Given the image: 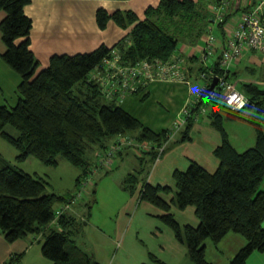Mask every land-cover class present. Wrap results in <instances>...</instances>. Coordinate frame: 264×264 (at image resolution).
Here are the masks:
<instances>
[{"label":"trees","instance_id":"16d2710c","mask_svg":"<svg viewBox=\"0 0 264 264\" xmlns=\"http://www.w3.org/2000/svg\"><path fill=\"white\" fill-rule=\"evenodd\" d=\"M31 1L0 0V11L5 13L0 20L5 50L0 56L20 77L17 104L12 108L0 105V137L17 151L15 160L20 163L34 157L45 166H57L60 157L79 169V182L91 166L87 153L92 148L103 152L112 146L110 141L115 136L133 134L138 142L153 144L138 156L140 167L145 160L154 163L168 139V128L154 131L120 104L106 99L99 85L89 81V74L112 47L119 49L123 63L133 64L142 59H167L181 42L198 43L213 18L206 3L203 1V10L201 0H160L157 6L146 9L142 20L132 11L108 13L99 8L95 18L100 29L112 19L122 29L132 25L128 34L111 47L101 45L90 52L53 55L48 65L37 71L39 62L30 49L32 20L24 12ZM196 23L198 27L193 33ZM180 31L183 33L177 37ZM218 65L210 68L215 74L223 71ZM205 67L196 71L205 72ZM231 67L225 78L229 82L239 77ZM210 83L201 92L193 113L191 108V116L178 139L190 140L194 119L208 112L211 126L221 137L213 150L217 168L209 172L191 161L186 171L174 170L176 193L170 200L161 194L171 191L167 185L146 182L139 192L142 199L163 211L159 217L176 240L186 245L195 264H212L205 257L204 241L210 238L216 245L228 232L242 235L246 244L227 264H246L254 251L264 253V191H259L264 180V86L239 82L237 89L245 94L247 103L234 110L219 98L203 96L211 93ZM147 97L142 96V100ZM235 121L255 128L252 147L239 151L231 143L224 123ZM6 126L17 134L8 133ZM139 174L140 169L126 176L125 189L136 188ZM47 185L46 178L18 170L15 163L0 154V232L5 241L11 243L41 233V253L53 264H98L74 243L67 231L68 226H77L76 217H59L61 231L47 227L54 217L56 203L70 196L46 192ZM170 201L179 209L193 206L198 225L186 224L182 229L170 210ZM17 260L18 257H12L6 264H15ZM149 260L153 264H168L153 254Z\"/></svg>","mask_w":264,"mask_h":264},{"label":"rangeland","instance_id":"374dc122","mask_svg":"<svg viewBox=\"0 0 264 264\" xmlns=\"http://www.w3.org/2000/svg\"><path fill=\"white\" fill-rule=\"evenodd\" d=\"M210 1L211 0H204L206 7L209 6V11L212 3ZM200 3L202 4V9L205 10L206 7L203 0H201ZM197 27L196 23L193 33L196 31ZM182 33L183 31L177 32V37H181ZM4 50L5 46L0 32V54ZM249 51L251 50H243V58L253 55V57L258 59V62L253 65L254 72L252 74L248 73L244 76L253 80L264 81V67L259 62L264 54L257 51ZM246 64H249V62L245 59L240 60L238 63L239 76L241 77V73H243ZM191 70L193 69L191 68ZM19 82V75L10 68L0 56V105L12 108L17 104L19 99ZM155 87H157V85L149 87L150 95H148L146 99L142 100L144 94L129 95L120 102V106L154 131H160L163 128H169L172 126L173 121L178 114L177 110L180 112L185 106L184 104L191 101L193 96L188 92L186 86L180 84L169 85L162 83V85H158V88ZM196 123L198 122L194 119L190 130V135L193 137V140L179 141L178 137L179 133L182 132V129L178 132V135L175 138L166 139V142L163 145L164 152L156 158L160 159V157H164V155L169 152L173 155L172 169H167L162 172L159 175V178H161L160 181L152 180L150 182L153 185L161 183L162 185H167L171 188L170 192L161 193L166 199H170L173 196L175 197L176 188L172 174L173 171L176 169L186 171L192 161L191 154H195V152L202 147L201 144L204 143L205 135L197 132L198 129L194 127V124ZM204 124L205 128L209 129V131L216 130L209 124V122ZM199 125L203 124L200 122ZM235 126H238L239 128H236ZM5 130L13 135L17 134L11 126H6ZM232 131H234V134L236 135L234 136L235 138L232 137ZM217 132L215 133L217 134ZM196 133L200 136L198 137ZM229 133L239 151H243L254 145L256 130L252 125L249 126L244 122L237 121L236 123L231 124ZM129 135H131V138H134L133 134ZM237 139H240L241 141H238ZM140 143L142 144L143 142ZM180 143L183 144L176 146ZM134 144L136 143L134 142ZM131 145H133V143ZM152 145L153 144L150 143V147H147V145L143 148V151L151 149ZM133 146L136 147L135 145ZM175 147L178 148L176 149ZM0 152H2L6 158H9L12 163H15L18 170H22L32 175L39 174L44 178L47 177L49 185H47L46 192L66 194L68 191H71L69 193V198L77 193L78 186L75 187L74 180L79 169L73 167L62 158L59 157L60 162L58 166H45L34 157H28L25 161L19 163L15 160V155L17 154L15 148L1 137ZM90 152L87 153L88 159L91 158ZM132 152H134L133 149L130 153L125 152L122 157L116 155L113 158L111 165L105 164L104 167H99L97 171H95V166L99 165V158L95 157L92 161L90 160L91 166L87 174L89 177L81 187L79 198H77L67 210L70 213H73L77 220L80 221V233L76 235V238L79 242H86V244L92 248L100 246V256H103L104 261L109 263L113 262V264H132L131 260L140 253L144 255L146 260H144L145 263L153 264L148 259V252H152V254L159 259H162V257L167 258L173 264H195L188 256L186 245L183 246L182 243L175 240L176 238L171 229L159 217L163 211L140 197L139 190L142 188L143 183L149 182L150 175L154 171V165L158 160H155L154 163H149L145 160L140 167L138 156L136 157ZM184 163L187 164L182 167ZM139 169L140 174L136 188L133 191L125 189L124 181L126 176ZM106 170L108 171L107 173L104 172ZM259 191H264V180ZM83 202H88V204H90V209L88 212H85V216L79 211L81 203ZM169 203L170 210L173 213L174 218L181 225L182 229L186 224L192 226L198 225L199 221L193 223V221L197 219V217L194 216L195 214H193V206L179 209L176 204L171 203V201ZM62 205L63 204H58L57 207ZM78 213L82 218L81 220H79ZM262 226L264 228V222L262 223ZM96 237H99L100 239ZM163 239L165 245L164 249L161 250L160 243ZM117 240L118 243H116ZM41 242L43 243V241ZM173 245H176V248ZM204 245H207L205 249V257L208 260L215 259L218 254L216 247L219 248L220 245H215L210 238L204 241ZM181 247H183L182 252L178 251ZM93 251L95 252V249H93ZM31 253H34V251ZM31 253L25 257H23V255H17L18 260L14 263L39 264V261H37ZM254 253L255 254L251 256L247 263L264 264V253L258 251H254ZM172 255H174V257ZM42 259L52 264V261L46 259L44 256H42Z\"/></svg>","mask_w":264,"mask_h":264},{"label":"crops","instance_id":"0c3cea01","mask_svg":"<svg viewBox=\"0 0 264 264\" xmlns=\"http://www.w3.org/2000/svg\"><path fill=\"white\" fill-rule=\"evenodd\" d=\"M159 1L160 0H32L31 3L25 7L24 12L32 20V28L30 31V49L32 50L34 56L39 62L37 71H40L42 68H45L49 63L50 57L53 55H56V54L57 55H61V54L74 55L78 53L90 52L98 48L101 45L111 47L115 45L121 38H123L124 36L128 34L132 25L127 27L126 29H122L118 27L112 19H110L107 22L104 29H100L97 25L96 18H95V13L97 9L103 8L108 13H114L116 11L123 12V11L128 10V11H132L136 15L138 20H142L145 17L146 9L149 7L157 6ZM193 1L198 2L200 0H193ZM212 4L213 2L211 3V5L209 4L210 11H211ZM245 7L246 6L244 5L243 2H241V7L235 11H233L232 8L230 7L227 11L228 13L226 14L223 22H220V23L214 22L212 18V20L207 23L206 28H205L206 30L204 31L205 33L203 34L201 40L198 43L191 44L188 41H186V42H181L178 45L176 51L173 54L184 57L189 67L193 69L192 70V72H194L193 87L196 85V82L199 81V73L196 71L199 67L213 66L215 63L219 62L222 47L224 46V43H225V39L228 33L231 32L232 29L234 28L238 17L246 9ZM211 14L213 15V13ZM4 16H5V13L0 11V20ZM209 35L213 38H216L217 40L214 43L215 52L213 53L212 56L209 57V61L206 62V61L201 60L202 59L201 56H202V51L205 48V45L207 43V39ZM249 52H254V51L251 50ZM243 56L240 57L236 63L234 62L235 65L233 63L231 67V69L233 68L239 74L238 63L240 62V60L245 59L247 62H249V64H246L244 66L243 73H241L242 77L239 76L237 79H235L234 82H237L236 88H238L239 82H255L257 84L264 86V81L253 80L247 76H244L248 73L252 74L254 72L253 65L256 62H258V59L253 57V55H250V57H244V58ZM259 62L264 67V55ZM162 83L169 84V85L178 84V83H171V82H152L143 91L144 95H150V90H149L150 86L157 85V87L155 88H158V85H162ZM177 111L179 112V110ZM208 114L209 113L206 112L202 116L200 115V117L197 118L198 123L194 124V127L198 129L197 132H199L202 135H205V137H204V143L201 144L202 147H200V149L196 151L195 154L193 153L191 154L192 155L191 160L199 163L209 172H213L218 166V161L213 155V150L217 145L220 144L221 137H220V134L216 130L209 131V129L205 128L204 123L209 122L210 124V117ZM200 122L203 125H199ZM236 122L237 121L224 123L226 131L228 133V137L231 143L235 146V148H236V145L234 144L232 140L233 138H235L234 136H236L234 134L235 130L233 129L234 131H232L233 138L230 136L229 131H230L231 124L236 123ZM235 127L239 128L238 126H235ZM215 132H217V134ZM130 136L131 135L129 134L115 136L114 138L111 139L110 144L113 145L115 142L122 141L126 139V137L129 138ZM197 136L199 137L200 135H197ZM190 137H191L190 140H193V137L191 135ZM132 138L130 137V139ZM134 141L136 144H133V145H135L136 147L130 144L124 145L119 150L120 153L118 151L115 154V156L117 155V156L122 157L125 152L130 153L132 149L135 152V153L134 152L132 153L136 155V157L139 156L140 154L142 155L143 147L141 146L140 142H138L135 138H134ZM238 141H241V140L239 139ZM183 143H180L179 145H176V146H180ZM175 148L177 149L178 147H175ZM99 149L100 148H96V147L92 148L90 152L91 161L92 159L95 158V154ZM0 154L6 160L11 162V160H9V158H6L2 154V152H0ZM11 154L13 155V153ZM156 160L158 161L154 165V168H153L154 171L150 175L149 183L152 180L160 181L161 178H159V175L167 169L171 170L172 169L171 167L173 166V155L170 152L166 153L164 157H160V159H156ZM57 161H58L57 163V166H58L60 162L59 157ZM186 164L187 163H184L182 167H184V165ZM101 167H104V166H101ZM104 172L107 173L108 171L106 170ZM79 174L80 172L77 173L76 178L79 176ZM36 175H39V174H36ZM76 178L74 180L75 187L78 186V180ZM150 184L153 185L152 183ZM157 185H162V184L159 183ZM78 190L79 188L77 189V192ZM70 192L71 191H68L67 193H70ZM167 200H170V199H167ZM58 204H63V202L56 203L55 208H58L57 207ZM89 209H90V204H88V202L86 203L83 202L81 203L79 211L80 213H83V215L85 216V212H88ZM67 210L64 212L63 215L75 217L73 213H70ZM193 214H194V210H193ZM75 219L78 223L77 226H74V224H72L68 226V229H67L74 243L78 245L80 248H82L84 251H86L89 254V256L92 258L93 262H96L98 264H113V262L109 263L107 261H104L103 256H100L101 255V251L99 250L101 248L100 246H97L96 248L94 247L92 248L88 246L86 242L78 241V239L76 238V235L80 233V221H78L77 218ZM81 219L82 218L80 217V214H79V220ZM57 221L58 219L54 218V220L50 221L47 224V227L49 228L52 226L54 227V229L61 231V226L60 224L59 225L57 224ZM197 221H199L198 218L195 221H193V223H197ZM96 238L100 239L99 237H96ZM42 240H43V234L39 233V234L28 235L27 237L23 239H18L14 242L9 243L5 241L3 234L0 232V264H6L10 258L17 257V255H20V256L23 255V257H25L26 255H29L32 251H34V253H31L32 256H34L36 260L39 261V264H50L47 261H44V259H42L43 255L41 253V248H40V246L42 245V242H41ZM116 243H118V240L116 241ZM218 244L220 245V247L219 248L216 247V250L219 255L217 254V257H215V259L213 258V260L212 259L208 260L207 258L206 259L208 262L212 264H227L232 259V257L235 255V253L246 244V239L240 234H237L234 232H228ZM164 245H165V242L163 239V241H161L160 243L161 250L164 249ZM182 245L184 246V244ZM173 246L176 248V245H173ZM206 247L207 245H205V249ZM93 249H95V252L93 251ZM178 251L182 252L183 247H181ZM150 254H152V252L147 253L148 259H149ZM253 254L255 253L253 252L248 257L247 261L250 260ZM172 256L174 257V255ZM205 256H206V253H205ZM144 260H145L144 255L140 253V254H137V256L131 260V263L132 264H142V263H145L146 260L145 261ZM161 260H163L164 262L167 261L166 263L168 264H173L167 258L162 257ZM247 261H246V264H248ZM118 264H121V263H118Z\"/></svg>","mask_w":264,"mask_h":264},{"label":"built area","instance_id":"2783aa9c","mask_svg":"<svg viewBox=\"0 0 264 264\" xmlns=\"http://www.w3.org/2000/svg\"><path fill=\"white\" fill-rule=\"evenodd\" d=\"M241 2L244 3L246 9L236 20L234 28L228 33L222 47L218 62V67L223 68L222 73L215 74L210 70L212 66H206L205 72L199 73V81L193 87L194 72L180 55L172 54L167 59H142L131 64L123 63L119 49L112 47L102 62L90 72L89 81L98 84L103 96L117 104H120L126 96L143 92L152 82H171L185 85L193 98L187 104H184L185 106L178 112L172 126L168 128V139L175 138L178 132L183 129L188 117L191 116V108L193 113L194 105L201 100V92L214 77H217L214 89L211 93L207 92L203 96L209 95L212 98H219L234 110L242 109L247 103V97L236 88L237 82L225 80L226 71L242 56L244 49L264 54V0H215L211 11L213 21L220 23L224 21L228 9L230 7L233 11L239 9ZM214 52V40L212 37H208L202 51L201 60L208 62L209 57ZM203 79H205V82H202ZM130 142L134 144L133 139L126 138L115 142L112 146L100 152L99 166L111 165L115 154ZM141 146L143 148L150 147V143L143 142ZM163 148L164 146L160 148L159 154ZM88 177H82L78 182V192L54 210L55 219L61 217L70 205L79 198L81 187Z\"/></svg>","mask_w":264,"mask_h":264},{"label":"bare ground","instance_id":"6f19581e","mask_svg":"<svg viewBox=\"0 0 264 264\" xmlns=\"http://www.w3.org/2000/svg\"><path fill=\"white\" fill-rule=\"evenodd\" d=\"M214 2H215V0H213V3H214ZM213 36H214V35H213ZM208 37H211V36L209 35ZM212 38H213V37H212ZM213 40H214V43H215L217 39H216V38H213ZM99 153H100V151H97V152H96V154H95V157H96V158H97V157L99 158ZM99 167H101V166L96 165V166H95V171H97ZM89 170H90V168L88 169L87 173L84 174V176L82 175L83 178L88 177L87 174H88Z\"/></svg>","mask_w":264,"mask_h":264},{"label":"water","instance_id":"95a60500","mask_svg":"<svg viewBox=\"0 0 264 264\" xmlns=\"http://www.w3.org/2000/svg\"><path fill=\"white\" fill-rule=\"evenodd\" d=\"M217 83V77H214L210 83V86L208 88V91H212Z\"/></svg>","mask_w":264,"mask_h":264},{"label":"clouds","instance_id":"9594fccd","mask_svg":"<svg viewBox=\"0 0 264 264\" xmlns=\"http://www.w3.org/2000/svg\"><path fill=\"white\" fill-rule=\"evenodd\" d=\"M139 94H144V92H141V93H139ZM68 199H70V198H68ZM68 199H67V200H68ZM67 200H65V201H67ZM65 201H64V202H65ZM55 209H56V208H55ZM55 209H54V210H55ZM62 216H63V215H62ZM52 220H54V217H53Z\"/></svg>","mask_w":264,"mask_h":264}]
</instances>
